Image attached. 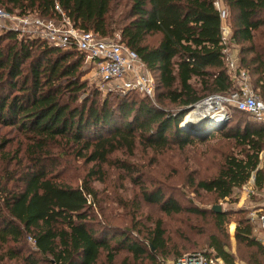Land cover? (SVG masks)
<instances>
[{
  "label": "trees",
  "instance_id": "16d2710c",
  "mask_svg": "<svg viewBox=\"0 0 264 264\" xmlns=\"http://www.w3.org/2000/svg\"><path fill=\"white\" fill-rule=\"evenodd\" d=\"M127 1L125 9L114 10L113 0H0V8L20 16L57 19L60 9L75 27L101 38L120 31L121 42L137 52L157 83L153 98L117 92L114 99L109 94L101 100L98 90L89 91L81 82L86 60L81 52L61 50L40 39L20 40L11 30L0 35V126L17 130L27 140L25 148L14 153L7 150L10 142L0 141V245L17 247L9 252L11 260L21 255L28 238L49 264L168 263L171 252L161 220L139 241L131 230L113 233L107 224H93L91 197L95 200L97 194L91 182L99 171L92 168L78 187L55 180L47 159L61 142L85 162L104 165L117 152L185 149L220 138L241 152L227 156L214 177L193 181L196 189L227 200L255 175V190L264 191V164L259 168L264 126L244 120L233 124V118L206 128L183 126L189 108L210 94L228 95L236 88L224 57L223 23L216 6L222 0ZM223 1L231 28L228 45L241 46L239 69L250 81L256 76L251 84L264 102V44L256 39L264 27V0ZM151 36H160L156 46L146 44ZM13 165L18 172L8 173ZM142 196L146 203L160 204L165 216L185 211L162 192L144 190ZM212 215L218 230L229 222L224 212ZM235 239L253 250L250 264H264V246L253 237L249 218L238 220ZM210 247L177 252L173 262L206 253L234 264L222 241L213 238ZM124 252L128 255L119 260ZM27 260L37 264L33 257Z\"/></svg>",
  "mask_w": 264,
  "mask_h": 264
},
{
  "label": "rangeland",
  "instance_id": "374dc122",
  "mask_svg": "<svg viewBox=\"0 0 264 264\" xmlns=\"http://www.w3.org/2000/svg\"><path fill=\"white\" fill-rule=\"evenodd\" d=\"M129 4L127 0H113L111 8L125 9ZM4 31H0V35ZM24 34L18 39L28 38L29 34ZM120 34L117 30L110 38ZM256 39L258 43L264 44V27L257 32ZM159 40L160 36H151L147 38L146 44L156 46ZM232 48L238 54L241 46L234 45ZM255 79L256 76H252L251 81ZM81 82L87 83L89 91L98 90L101 100L106 99L109 94L112 100L118 94L113 90V85L101 83L95 69L87 60L82 63ZM215 95L210 94L208 97ZM225 112V123L233 118V124L244 120L255 126L259 124L264 126V119L258 120L249 114L239 113L232 107L225 109ZM192 118L191 115L190 119ZM187 120L188 118L186 122ZM1 140L10 142L7 150L12 153L27 145V140L13 128L0 126ZM240 152V147L218 138L185 149L174 147L156 151L139 147L131 155L117 152L110 157L109 163L95 165L78 158L70 145L61 142L51 148L47 161L50 164L51 176L61 184L72 187L81 186L92 168L99 171L100 175L91 182L97 194L95 200L91 197L92 222L96 227L107 224L113 233L131 230V237L139 241L146 238L148 230L153 229L155 222L161 220L167 247L171 252L167 264L173 262L177 252L184 255L194 251L210 250L213 238L225 244V250L232 256L234 264H250L253 250L238 245L235 230L240 218H249L253 227V237L264 246V231L259 220V210L264 207V191L255 190V175L241 189L235 190L232 198L227 200H218L216 195L197 190L193 185V181L214 177L227 156L238 155ZM263 164L264 152L259 168H262ZM9 169L12 171L8 173H16L19 170L14 165ZM144 190L162 192L165 198L177 200L185 211L178 215L165 216L161 212L160 204L144 202L142 196ZM214 207H220L222 212L228 215L229 222L222 230L216 227L212 215ZM24 244L25 249L14 260L9 259V252L16 250L17 247L12 244L0 245V264H29L28 257H33L37 264H49L36 253L28 238ZM127 255L125 252L122 253L119 260ZM139 264L150 263L145 260Z\"/></svg>",
  "mask_w": 264,
  "mask_h": 264
},
{
  "label": "built area",
  "instance_id": "2783aa9c",
  "mask_svg": "<svg viewBox=\"0 0 264 264\" xmlns=\"http://www.w3.org/2000/svg\"><path fill=\"white\" fill-rule=\"evenodd\" d=\"M216 6L223 23L222 40L226 46L224 57L236 88L228 95H215L202 102L218 107L219 114L224 119L225 109L232 107L263 120L264 102L254 91L248 73L239 69L236 50L228 45L231 36V28L227 23L228 11L220 2H217ZM58 10L61 17L46 19L33 14L20 16L0 8V31H15L19 36L28 33L29 38L40 39L61 50L76 49L85 55V59L93 66L102 84L113 85V90L122 94L133 92L149 98L155 96L156 79L137 52L121 42L120 35L115 38H101L91 31L81 30L75 27L60 9ZM259 213L261 229L264 231V207ZM171 264H226V262L206 253H195L185 255Z\"/></svg>",
  "mask_w": 264,
  "mask_h": 264
},
{
  "label": "water",
  "instance_id": "95a60500",
  "mask_svg": "<svg viewBox=\"0 0 264 264\" xmlns=\"http://www.w3.org/2000/svg\"><path fill=\"white\" fill-rule=\"evenodd\" d=\"M189 115H192L193 118L190 119L189 124H183L184 127L192 126L199 129L216 124L222 125L226 122V119H223L219 114V108L206 102H201L199 105L189 108L187 118ZM213 211L222 212V209L214 207Z\"/></svg>",
  "mask_w": 264,
  "mask_h": 264
},
{
  "label": "bare ground",
  "instance_id": "6f19581e",
  "mask_svg": "<svg viewBox=\"0 0 264 264\" xmlns=\"http://www.w3.org/2000/svg\"><path fill=\"white\" fill-rule=\"evenodd\" d=\"M190 118H191V115L188 116V120H187V122H186L187 124H189V121H190L189 119H190Z\"/></svg>",
  "mask_w": 264,
  "mask_h": 264
},
{
  "label": "crops",
  "instance_id": "0c3cea01",
  "mask_svg": "<svg viewBox=\"0 0 264 264\" xmlns=\"http://www.w3.org/2000/svg\"><path fill=\"white\" fill-rule=\"evenodd\" d=\"M222 4L224 8H227L226 4L224 3V1L222 0Z\"/></svg>",
  "mask_w": 264,
  "mask_h": 264
}]
</instances>
